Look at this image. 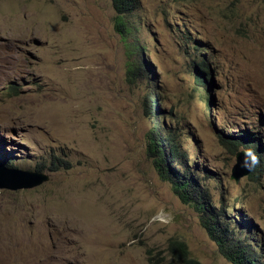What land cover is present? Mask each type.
I'll use <instances>...</instances> for the list:
<instances>
[{"label":"rangeland","instance_id":"obj_1","mask_svg":"<svg viewBox=\"0 0 264 264\" xmlns=\"http://www.w3.org/2000/svg\"><path fill=\"white\" fill-rule=\"evenodd\" d=\"M114 15L111 0H0V172L49 176L0 188V264H181L171 239L200 264H232L158 175L155 123L264 264V172L218 138L247 131L264 150V0H134L126 39ZM133 43L146 75L127 73Z\"/></svg>","mask_w":264,"mask_h":264},{"label":"trees","instance_id":"obj_2","mask_svg":"<svg viewBox=\"0 0 264 264\" xmlns=\"http://www.w3.org/2000/svg\"><path fill=\"white\" fill-rule=\"evenodd\" d=\"M111 1L115 11L113 18L114 28L122 39H126L132 28L127 23L125 14L134 7V0ZM127 47V54L129 56L128 75L134 77L136 74H145L144 70L149 72L148 69L142 66L139 59L133 57L136 53L135 51H138V48L139 50H144V46L133 43ZM198 65L201 72L196 73L195 80L203 87H206L208 79L211 80V70L205 59H201ZM153 99L156 100V104L151 108V101ZM149 101L148 112H153L157 115V99L154 94L149 95ZM218 138L221 142L229 143L232 151H235L238 145L243 146L248 156L254 160L253 166L255 168L250 170V175L264 172V150L261 149L262 145L259 141V136L249 135L247 131H244L243 134H236V137L231 140L225 139L222 136H218ZM147 154L153 157L158 175L161 179L167 180L171 184L173 192L183 202L192 204L198 212L202 213V226L206 229L210 239L216 244L218 252L224 258L232 264H261L259 256L256 255L255 247L258 245V242H253L254 236H245L244 239L236 237L234 234L235 230L228 229L227 224L225 225L220 220L222 214L224 215L223 208H214L215 206L208 204L207 199L209 198H206L208 197V192L193 177L188 166L189 159L187 152L181 149L175 136L161 132V129H158L155 123L151 134L148 135ZM172 162H177L180 167L183 165V169L180 168L179 172L172 169L169 165ZM168 249L173 256H177V259L181 260V264H200L198 260L189 256L187 246L183 241L178 239L169 240Z\"/></svg>","mask_w":264,"mask_h":264},{"label":"water","instance_id":"obj_3","mask_svg":"<svg viewBox=\"0 0 264 264\" xmlns=\"http://www.w3.org/2000/svg\"><path fill=\"white\" fill-rule=\"evenodd\" d=\"M241 154L243 153L236 154V164L233 167V176L235 180H238L241 175L247 174L249 171L248 167H241ZM48 178V174L43 172L5 169L3 172H0V188L20 189L33 187L45 182Z\"/></svg>","mask_w":264,"mask_h":264},{"label":"clouds","instance_id":"obj_4","mask_svg":"<svg viewBox=\"0 0 264 264\" xmlns=\"http://www.w3.org/2000/svg\"><path fill=\"white\" fill-rule=\"evenodd\" d=\"M237 153H243V151L242 152H237Z\"/></svg>","mask_w":264,"mask_h":264},{"label":"bare ground","instance_id":"obj_5","mask_svg":"<svg viewBox=\"0 0 264 264\" xmlns=\"http://www.w3.org/2000/svg\"><path fill=\"white\" fill-rule=\"evenodd\" d=\"M249 172V171H248ZM24 245V244H23ZM28 245V244H27ZM25 246V245H24ZM42 251V250H41Z\"/></svg>","mask_w":264,"mask_h":264}]
</instances>
